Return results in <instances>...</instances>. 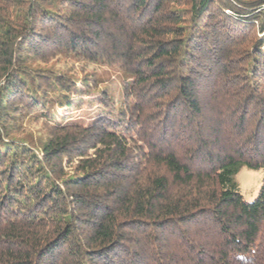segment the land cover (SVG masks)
I'll list each match as a JSON object with an SVG mask.
<instances>
[{"label": "trees", "instance_id": "obj_1", "mask_svg": "<svg viewBox=\"0 0 264 264\" xmlns=\"http://www.w3.org/2000/svg\"><path fill=\"white\" fill-rule=\"evenodd\" d=\"M0 264H264V0H0Z\"/></svg>", "mask_w": 264, "mask_h": 264}, {"label": "rangeland", "instance_id": "obj_2", "mask_svg": "<svg viewBox=\"0 0 264 264\" xmlns=\"http://www.w3.org/2000/svg\"><path fill=\"white\" fill-rule=\"evenodd\" d=\"M59 55L60 54H55L52 61H55L57 57L59 58L60 57ZM63 60L64 58L62 57L60 62H62ZM88 67H90V69H98V71L101 72L106 78L112 77L113 74L116 75L115 72L113 73L112 70L106 66L90 64ZM83 107H86V105L84 104ZM82 117H84V115H82V113H80L79 111H75V113L72 115L73 119H80ZM39 127H40V124L31 123L30 125H28L27 128L29 130L34 131L36 133L35 135H37ZM236 178L239 183L240 190H241V193L244 199L247 201L254 200L262 185V180H263L262 169H249L247 167H243L237 174Z\"/></svg>", "mask_w": 264, "mask_h": 264}]
</instances>
